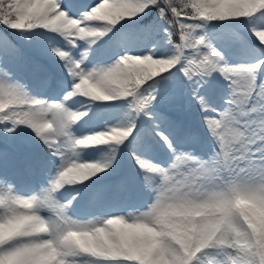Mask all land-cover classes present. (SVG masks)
Masks as SVG:
<instances>
[{
    "label": "snow or ice",
    "instance_id": "6c2138e0",
    "mask_svg": "<svg viewBox=\"0 0 264 264\" xmlns=\"http://www.w3.org/2000/svg\"><path fill=\"white\" fill-rule=\"evenodd\" d=\"M0 264H264V0H0Z\"/></svg>",
    "mask_w": 264,
    "mask_h": 264
},
{
    "label": "rangeland",
    "instance_id": "374dc122",
    "mask_svg": "<svg viewBox=\"0 0 264 264\" xmlns=\"http://www.w3.org/2000/svg\"><path fill=\"white\" fill-rule=\"evenodd\" d=\"M9 38H12L11 36Z\"/></svg>",
    "mask_w": 264,
    "mask_h": 264
}]
</instances>
